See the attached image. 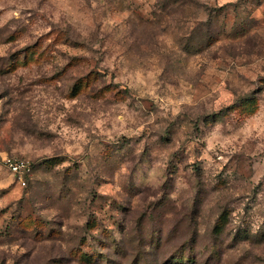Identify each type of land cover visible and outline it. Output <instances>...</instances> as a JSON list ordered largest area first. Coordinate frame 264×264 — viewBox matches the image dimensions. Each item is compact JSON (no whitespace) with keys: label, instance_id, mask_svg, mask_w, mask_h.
Instances as JSON below:
<instances>
[{"label":"rangeland","instance_id":"374dc122","mask_svg":"<svg viewBox=\"0 0 264 264\" xmlns=\"http://www.w3.org/2000/svg\"><path fill=\"white\" fill-rule=\"evenodd\" d=\"M0 264H264V0H0Z\"/></svg>","mask_w":264,"mask_h":264},{"label":"built area","instance_id":"2783aa9c","mask_svg":"<svg viewBox=\"0 0 264 264\" xmlns=\"http://www.w3.org/2000/svg\"><path fill=\"white\" fill-rule=\"evenodd\" d=\"M0 166L17 176L18 180L25 185V176L31 171L32 163L28 159L5 154L0 157Z\"/></svg>","mask_w":264,"mask_h":264}]
</instances>
